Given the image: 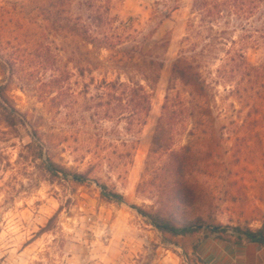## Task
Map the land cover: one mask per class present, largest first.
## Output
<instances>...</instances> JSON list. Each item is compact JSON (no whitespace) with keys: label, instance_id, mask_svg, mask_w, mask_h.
Listing matches in <instances>:
<instances>
[{"label":"rangeland","instance_id":"rangeland-1","mask_svg":"<svg viewBox=\"0 0 264 264\" xmlns=\"http://www.w3.org/2000/svg\"><path fill=\"white\" fill-rule=\"evenodd\" d=\"M93 1L72 0L69 14L91 24ZM98 1L107 31L129 37L124 48L164 61L138 134L100 88L103 80H127L109 51L55 32L34 0H0V86L27 123L0 110V264H239L233 257L241 251L203 232L160 233L131 206L177 220L203 215L207 223L264 225V40L244 51L214 44L206 52L214 33L238 40L235 20L214 23L212 33L210 24L200 30L194 0ZM91 27L94 36L103 32ZM200 52L211 55L201 75L216 89L217 111L212 137L190 135L189 124L172 135L175 151L188 146L199 158L192 166L196 199L185 207L173 202L168 154L149 152L172 62ZM234 52L244 55L248 72L234 65L222 80V62L213 58ZM34 132L43 147L31 140ZM48 160L86 180L50 173ZM96 182L126 204L104 199Z\"/></svg>","mask_w":264,"mask_h":264},{"label":"trees","instance_id":"trees-1","mask_svg":"<svg viewBox=\"0 0 264 264\" xmlns=\"http://www.w3.org/2000/svg\"><path fill=\"white\" fill-rule=\"evenodd\" d=\"M72 0H34V6L40 13L43 21L50 22L55 32L67 35L74 40L83 42L94 50H105L111 53V57L121 71L125 72L126 81L120 79L114 81L103 80L100 88L104 90V96L117 103L116 108L120 112L119 119L130 121V131L138 134L150 111V99L152 87L158 82L159 72L164 67V61L158 58L147 60L142 53L133 51L136 48H124L129 37L121 35L117 31H107V15L102 12L103 6L98 0L87 3L90 11L89 21L102 33L99 36L92 34V25L84 22L80 17H72L69 14L68 4ZM193 13L197 15L200 30L205 29L214 32L213 24L224 19V25L236 21V26L242 35L238 40L223 36L232 35L233 32L221 31L214 33L212 44L207 51H216L215 46L222 45L229 49L227 51H244L247 46L264 40V0H194L192 4ZM104 11V10H103ZM256 17V21H253ZM258 25L259 27H255ZM234 27V28H235ZM98 30V31H99ZM193 40L196 38H192ZM186 40L189 41L187 38ZM222 40V41H221ZM2 45L0 44V50ZM48 49L41 48L40 51ZM205 50V48H203ZM202 50V51H203ZM139 58V56H141ZM210 59L211 55L200 52L192 57H178L169 70V79L166 95L161 108V114L157 119L156 128L152 137L149 156L156 154H168V165L166 171L171 177V195L173 202L180 206L190 207L196 199V190L191 184L193 178L192 166L199 158L192 153L188 146H183L179 151L173 149L172 135L178 133L189 124V134L201 137L213 136L217 106L215 103L216 89L208 83L201 75V62ZM220 60L222 65L216 71L219 78L227 81L229 68L234 65L248 72L250 65L242 53L234 52L232 55L226 53V60ZM45 62V61H44ZM9 62H5L7 65ZM3 69V63H0ZM137 75L141 76L143 82L138 81ZM232 78V77H231ZM5 87L0 86V110L10 118H19V124L27 126L24 118L12 107L5 95ZM128 117H124L125 115ZM11 118V120H12ZM37 146L43 147L39 142L37 133L30 136ZM135 144H138L135 142ZM41 149V148H40ZM134 149V148H133ZM130 156V154H129ZM47 170L52 174H62L70 177L76 182L86 180L84 175L71 173L57 167L53 162L47 161ZM104 199L112 200L119 204H126L123 196L108 191L104 184L96 182ZM138 214L144 217L158 232L169 234L173 237L195 235L203 232L204 239L220 241L231 247V252L241 251L248 246L264 249V225L259 229L252 230L248 227L220 225L207 223L203 215H195L191 219L177 220L175 217H166L160 213H148L139 207L131 206Z\"/></svg>","mask_w":264,"mask_h":264},{"label":"crops","instance_id":"crops-1","mask_svg":"<svg viewBox=\"0 0 264 264\" xmlns=\"http://www.w3.org/2000/svg\"><path fill=\"white\" fill-rule=\"evenodd\" d=\"M240 254L233 257V261L236 260L239 264H264V249L248 246L243 248Z\"/></svg>","mask_w":264,"mask_h":264}]
</instances>
